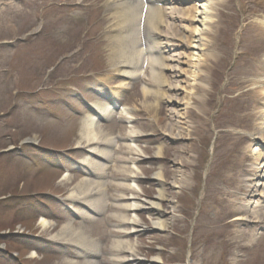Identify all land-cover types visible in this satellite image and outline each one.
<instances>
[{
    "label": "rangeland",
    "instance_id": "obj_1",
    "mask_svg": "<svg viewBox=\"0 0 264 264\" xmlns=\"http://www.w3.org/2000/svg\"><path fill=\"white\" fill-rule=\"evenodd\" d=\"M185 1H160L164 12L176 8L174 17L165 16L167 22L192 27L177 18L192 3ZM104 2L0 0V264L82 262L62 253L66 245L50 240L63 224L79 226L94 246H101L96 264H113L111 247L118 238L128 240L143 262L158 260L151 264H264V219L255 227L228 223L236 214H228L231 209L222 202L226 191L219 178L226 162L249 149L264 155V140L243 137L257 127L256 113L264 102V67L257 60L264 59V52L257 57L252 40L255 19L264 16V0H222L213 18L216 27L208 50L213 57L200 77H192L193 61L183 57L179 68L187 77L181 75L182 89L168 90L169 72L160 71L154 79L144 66L119 96L129 108L131 125L120 113L98 123L107 137L129 131L141 135L134 141L141 154L135 169L138 196L155 197L161 186L152 176L160 171L163 194L172 193L162 201L169 206L162 217L165 230L150 226L152 213L146 207L134 213L141 231L126 235L122 232L129 226L106 219L116 214L113 207L82 223L69 211L68 206L82 208L69 198L82 179L74 160L86 156L82 149H72L80 138L81 114L88 112L86 103L101 99L91 95L90 83L118 87L124 79L110 64L117 52L115 42L107 39L109 8ZM185 48L173 53L196 52ZM168 98L178 109L171 121L164 113ZM191 109L199 132L188 127L196 124ZM249 114L252 118L245 121ZM156 152L163 159H154ZM117 153L136 158L124 145ZM246 159L250 162L251 156ZM114 175L111 181L119 178ZM180 177L182 192L173 186ZM104 194L115 197L117 192ZM40 216L55 226L42 230L37 226ZM251 228V239L240 237V230Z\"/></svg>",
    "mask_w": 264,
    "mask_h": 264
},
{
    "label": "bare ground",
    "instance_id": "obj_2",
    "mask_svg": "<svg viewBox=\"0 0 264 264\" xmlns=\"http://www.w3.org/2000/svg\"><path fill=\"white\" fill-rule=\"evenodd\" d=\"M160 1L163 0H105L103 3V5L109 8V11L107 9L109 16L106 18L108 20L106 27L112 33V35L109 34L107 38L111 43L115 42V49L117 52L110 64L112 65V69L116 70L118 75L124 78L120 87L114 86L110 88V90L118 89L117 94L125 88L124 85L127 84L125 81L126 79L132 80L139 74L136 69L138 68L139 70L142 66V56L148 59L147 65L154 66L161 72L164 70L169 72L168 75L170 80L167 79L168 82L165 84L168 90L182 89V85L180 84V82H183L181 80V75L187 77L185 70L182 71L179 68L180 59L190 56V59L193 61L192 66H190L193 68L190 70L191 75L192 77L198 78L203 74L204 66L207 65L210 58L213 57V55L208 52L211 47V38H213L215 32L214 28L216 27L213 18L215 17L217 9L222 5V0H191L195 6L190 5L181 8L178 11V20L186 21L188 24H191L192 27L186 25L176 26L175 24L167 22L165 16L174 17L176 8L173 7L170 8L169 12H164L159 5ZM253 26L252 40L257 44L254 50L257 57H259L261 53L264 52V17L256 18ZM182 31L187 32V34L184 35ZM139 35L143 36V42L140 45L137 44V38L139 39L140 37ZM182 47L192 48L196 52H190L191 55H186L189 52H181L179 54L173 53L174 50ZM166 52L171 53L165 58L162 53ZM153 53H157V55H153ZM257 60L261 63V66L264 67V59ZM140 61L142 62L140 63ZM129 67L134 68V70H129ZM153 77L156 78L154 72ZM262 91H264V87ZM199 100L202 99L199 98ZM168 101L170 102V107L165 108L164 113L166 118L171 121L172 118L176 116L175 112L178 109L176 108L177 105H175L170 98H168ZM185 103L187 104V102ZM187 108L188 106L184 108L182 113L183 116L187 114ZM91 109L94 116L89 115L83 118L80 128V138L76 140L75 145L76 147H84L89 152L93 153V157L83 158L81 164L84 169L86 168L83 170V178L72 188L69 193V198L79 201L86 205L89 211L91 210L94 212L99 210V206L102 207L106 205L105 198L102 196L100 197L105 190H118L121 194L113 199L115 202L113 207L117 215L111 214V216L120 224L119 227L123 228L125 225L129 226V230L122 232L124 235L131 233L135 234L141 231L142 225L139 221L140 218L137 219L134 213L143 207H146V209H149L152 213L148 218L150 226L154 230H165L166 222L162 217L164 213H167L165 209L169 206L163 204L162 201L166 200L165 196L172 195V193L168 192L163 194L162 181L164 182V179L162 174L158 171L152 176L161 186L155 197L153 199H140L136 184L139 176L137 172H135L136 163H134V160L136 161L137 159L131 157L121 158L117 155V152V156L112 158V151L107 150L106 147H110V145L113 144V138L102 136V131L97 124L98 119L109 118L111 116L112 110L110 106L99 101H94ZM121 110H123V108ZM202 110L199 111L200 114L204 113V109ZM190 113L191 117H195L196 124L193 127H188L191 131L195 130L199 132L200 126L197 122V115L192 109ZM252 113H254V111H252ZM256 115L259 116L257 127H254L253 132L250 133L248 137H245V140L250 138L252 141H259L260 138L264 140V102L261 103L260 109ZM250 116L252 118L253 115L249 114V116H243V119L246 121V119H249L247 117ZM159 123L160 122H158V124ZM165 128L170 133L173 131V128L169 125ZM137 137H139L137 132H127L122 138L123 141L121 145L127 148V153L133 154L134 156H141L138 149H135L134 146V141H136ZM121 145L119 144L117 148H115V151H117ZM247 153L248 154L242 155L241 158H234L226 162L221 170L219 178L226 191L222 202L225 203L227 209H231L227 211L228 214H236L228 223H241L242 225L253 223L252 225L255 227L259 223H263L264 219L263 212L261 211V208L262 210L264 209V205H261L264 201V155L250 150H248ZM159 155L160 153L156 152L155 158L162 159ZM250 156L251 160L248 162L246 158L248 157L250 159ZM113 160L119 162L120 165L112 166L111 164L108 166L107 164ZM110 167L111 173L113 175L117 174L116 177H119L116 181L112 183L102 181L100 182L102 184L98 185H93L91 183V181L99 182L98 180H92L91 176L95 175L97 177H102L100 175L104 174L105 170H109ZM63 177L65 178L67 175ZM183 181L184 179L181 177L180 180L173 181V186L178 187L180 192H182V188H184L182 186ZM127 193L130 195L126 196ZM87 196L90 197V200ZM71 209L73 213L80 212L84 218H91L83 209ZM172 212H174L173 208H171L169 213ZM129 214L130 216H128ZM174 221L175 218H172L171 222ZM37 226L45 230L54 227L55 224L41 217ZM239 233L240 237L247 236L251 239L255 232L254 228H251L246 231L240 230ZM120 237H122V235ZM49 238L53 241H60L62 244L70 243V241L74 239L75 241L72 242V245L77 249V255L82 257L85 256L83 255V253H85L84 249L92 242L87 236L82 234L80 228H73L70 224L61 225L56 234L51 235ZM91 248L95 253H101L100 245H97L96 248L91 246ZM111 248L112 251L115 252L112 254L113 264H145V262L141 261L142 258L135 254L133 246L126 239L118 238ZM88 256L91 255L88 254ZM83 260L84 261L80 263L65 260L63 263L96 264L87 257ZM156 261H158L156 258H152L148 263H154Z\"/></svg>",
    "mask_w": 264,
    "mask_h": 264
}]
</instances>
